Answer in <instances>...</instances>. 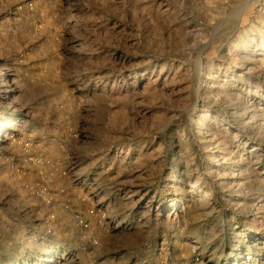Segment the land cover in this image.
Returning a JSON list of instances; mask_svg holds the SVG:
<instances>
[{"label": "rangeland", "instance_id": "1", "mask_svg": "<svg viewBox=\"0 0 264 264\" xmlns=\"http://www.w3.org/2000/svg\"><path fill=\"white\" fill-rule=\"evenodd\" d=\"M0 264H264V0H0Z\"/></svg>", "mask_w": 264, "mask_h": 264}]
</instances>
